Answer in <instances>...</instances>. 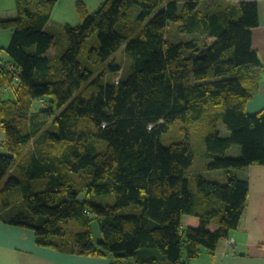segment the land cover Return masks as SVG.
Instances as JSON below:
<instances>
[{
    "label": "trees",
    "instance_id": "1",
    "mask_svg": "<svg viewBox=\"0 0 264 264\" xmlns=\"http://www.w3.org/2000/svg\"><path fill=\"white\" fill-rule=\"evenodd\" d=\"M57 2L14 0L15 17L0 20L11 32L0 48L8 58L0 91L11 93L0 98V220L31 230L38 246L110 264L212 255L247 206L248 181L234 171L264 166V109L247 112L262 73L252 48L257 4L103 0L89 14L80 3V24L54 34ZM134 5L140 14L130 23ZM122 47L130 62L115 59ZM84 53L92 65L111 61L95 74L79 61ZM233 146L238 155L227 156ZM197 151L209 170L225 172L224 183L188 174ZM185 217L198 224L185 226Z\"/></svg>",
    "mask_w": 264,
    "mask_h": 264
},
{
    "label": "crops",
    "instance_id": "2",
    "mask_svg": "<svg viewBox=\"0 0 264 264\" xmlns=\"http://www.w3.org/2000/svg\"><path fill=\"white\" fill-rule=\"evenodd\" d=\"M232 4L255 2L259 25L252 30V48L262 64L258 93L247 104V112L256 114L264 109V0H228ZM57 3L54 10L61 7ZM16 15L14 0H0V20ZM8 37L10 39L11 32ZM3 53L0 52V56ZM1 58V57H0ZM8 61V58H2ZM3 142L1 143V145ZM235 175L248 181L247 206L240 225L227 238L222 239L211 255L202 249L200 256L189 264H264V166H250L235 170ZM185 226L195 227V218H183ZM110 257H91L68 254L36 244L34 233L29 229L14 227L0 220V264H110Z\"/></svg>",
    "mask_w": 264,
    "mask_h": 264
},
{
    "label": "rangeland",
    "instance_id": "3",
    "mask_svg": "<svg viewBox=\"0 0 264 264\" xmlns=\"http://www.w3.org/2000/svg\"><path fill=\"white\" fill-rule=\"evenodd\" d=\"M63 1V4L61 5V7H58L54 10L53 13V17L52 20L49 24V26L47 27V30L54 33V34H59L61 33V25L63 24H69L71 26H77L80 24V19H79V14H78V10H77V6L78 4H83L84 7L86 8V11L91 14L94 13L95 11H97V9L99 8V6L101 5V3L103 2V0H58V4L61 3ZM56 7V6H55ZM155 13V12H154ZM153 13V14H154ZM140 14V8L136 5L132 6L127 13V18L128 21L130 23H135V21H137L138 16ZM15 17V16H14ZM177 26L173 23H169L168 26V32L170 36L174 35V32L176 31ZM9 32L6 31H0V48H4L7 47V45L9 44V37H8ZM190 36L185 35L184 36V40L189 39ZM90 41L96 42V38L93 36ZM55 53V49L51 48L46 56L48 57H53ZM1 58H7L6 54L3 52L0 56ZM115 59L118 60H127L130 62V58L126 55L125 51H124V47H122L115 55ZM79 61L81 62L82 66L85 68H89L92 71L95 72V74H97V70L104 67V65H107L108 63H110L111 59H109L106 63H102L99 65H92L87 63V61L85 60V53L82 54L79 58ZM11 95V93H9ZM9 94H2L0 96V98H5L6 96H10ZM34 109H41L43 107L42 102L39 101H35L33 104ZM219 130L221 132V136L225 137L229 134V132L227 131V129L225 128V126L223 124H221L219 126ZM170 134H172V131H170V133L168 132V134L166 135V139L170 137ZM193 143L196 145L197 148H201L203 147V145L201 144L200 141H198L197 136L195 134H193ZM4 141V132L2 131V129H0V154H5L6 150L3 146H1V143ZM102 148L104 147V143L101 142ZM200 152H195V161L193 166L188 170V174L190 175H194V174H200L201 176H203L206 180L209 181H214L217 183H224L225 182V172L223 170H215V171H211L207 168V164L209 163V161L207 159H205L203 156L200 155ZM227 156H237L238 155V151H237V147L233 146L231 149H229L226 152ZM190 186L193 187V184H190ZM92 221L90 223V228L91 231L93 232V238L95 240V243L97 244L100 240H101V233L97 224V221L95 220V216L94 215H90Z\"/></svg>",
    "mask_w": 264,
    "mask_h": 264
},
{
    "label": "built area",
    "instance_id": "4",
    "mask_svg": "<svg viewBox=\"0 0 264 264\" xmlns=\"http://www.w3.org/2000/svg\"><path fill=\"white\" fill-rule=\"evenodd\" d=\"M8 90H9V89L6 88V89H4L3 91L6 92V91H8ZM3 91H0V95H1L2 93H4Z\"/></svg>",
    "mask_w": 264,
    "mask_h": 264
}]
</instances>
